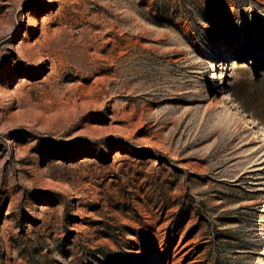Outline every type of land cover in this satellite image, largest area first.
<instances>
[{"label": "rangeland", "instance_id": "obj_1", "mask_svg": "<svg viewBox=\"0 0 264 264\" xmlns=\"http://www.w3.org/2000/svg\"><path fill=\"white\" fill-rule=\"evenodd\" d=\"M0 264H264V0H0Z\"/></svg>", "mask_w": 264, "mask_h": 264}]
</instances>
